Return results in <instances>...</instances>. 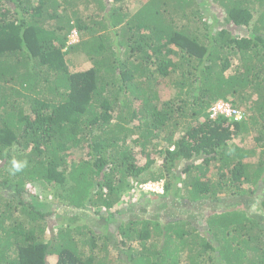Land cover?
Masks as SVG:
<instances>
[{"label": "trees", "instance_id": "obj_1", "mask_svg": "<svg viewBox=\"0 0 264 264\" xmlns=\"http://www.w3.org/2000/svg\"><path fill=\"white\" fill-rule=\"evenodd\" d=\"M52 256L264 264V0H0V264Z\"/></svg>", "mask_w": 264, "mask_h": 264}, {"label": "rangeland", "instance_id": "obj_2", "mask_svg": "<svg viewBox=\"0 0 264 264\" xmlns=\"http://www.w3.org/2000/svg\"><path fill=\"white\" fill-rule=\"evenodd\" d=\"M211 9H212V11H213V13L214 14H216V6H212V7H210ZM210 8H209V10H210ZM133 11H135L134 9H133ZM220 15H219V17H221L222 15H221V13H219ZM74 33H77L76 31H74ZM80 35L77 33V36H76V38H75V40H74V44H77V43H79L80 42V37H79ZM68 59H72V57H67ZM74 58V57H73ZM73 61V60H72ZM74 62H75V64H80V65H82L84 68H88L89 67V63H88V61L85 59V56L84 55H80V56H78V57H76L75 58V60H74ZM170 96V93H169V91L167 90V89H162V93H161V96H159L161 99L163 98V99H167L168 97ZM252 138H249L248 140H247V145H246V147L247 148H251V147H254L255 146V142H254V140H251ZM78 154V153H77ZM85 155V152H83L82 153V156H84ZM149 184H155V182H148ZM147 183V184H148ZM163 184H164V182H162ZM161 183V185H163ZM142 188V186L140 187V189ZM154 188V187H153ZM143 189V188H142ZM147 192H152V191H150V190H147ZM155 193H157V192H155ZM162 194V193H161ZM135 200H136V198H134ZM126 203H129V202H126ZM135 203V202H134ZM177 202H174V203H169V209H167L166 211L164 210L162 213H164L163 215H162V217H161V219L160 220H162L163 218H166V220H169L170 219V217L171 216H177V214L179 213V211L181 210V208H182V206L183 205H178V204H176ZM131 205V204H130ZM58 207V206H57ZM184 207V206H183ZM59 208H60V206H59ZM138 209H136V211H137ZM69 212V210H67V209H65V210H63V213L66 215V213H68ZM138 213V212H137ZM193 219H196V217H194ZM56 220V219H55ZM52 224H55V227L52 229V231H53V233H55L56 231H58L59 230V228H62L63 227V225H62V222L60 221V222H58V221H55V222H52ZM115 238H119V236H118V231H115ZM112 254H113V256H116V255H118L119 253L118 252H112ZM49 261H50V263L51 264H55L56 263V256H52V257H50L49 258Z\"/></svg>", "mask_w": 264, "mask_h": 264}, {"label": "built area", "instance_id": "obj_3", "mask_svg": "<svg viewBox=\"0 0 264 264\" xmlns=\"http://www.w3.org/2000/svg\"><path fill=\"white\" fill-rule=\"evenodd\" d=\"M76 36H77V33L74 34V37H76ZM210 114H211L212 119L217 118L219 115H223L225 117L236 116L237 120L242 119L241 113L227 103H219V104L215 105L210 110ZM142 188L141 189L144 191L150 190L152 192L163 193V185H161V184H149L148 183L146 185H142Z\"/></svg>", "mask_w": 264, "mask_h": 264}, {"label": "clouds", "instance_id": "obj_4", "mask_svg": "<svg viewBox=\"0 0 264 264\" xmlns=\"http://www.w3.org/2000/svg\"><path fill=\"white\" fill-rule=\"evenodd\" d=\"M74 32H73V34L71 35V37H70V40H69V45H74V40H75V38L76 37H74ZM219 103H227V104H229V105H231L232 107H234L233 106V104L232 103H230V102H224V101H221V102H219ZM219 103H217V104H219ZM216 104V105H217ZM234 109H237L236 107H234ZM240 112V111H239ZM241 113V112H240ZM241 115H243L242 113H241ZM242 118H243V116H242ZM242 120V119H241ZM11 164H12V170H13V174L15 173V172H18V171H20L24 166H25V164H26V162H20V161H17V160H15V159H13L12 160V162H11ZM155 184H159V183H155ZM161 184V183H160ZM142 185H146V184H142ZM141 185V186H142ZM140 186V187H141ZM147 192V191H146Z\"/></svg>", "mask_w": 264, "mask_h": 264}]
</instances>
